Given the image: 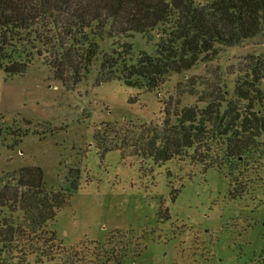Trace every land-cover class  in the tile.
I'll list each match as a JSON object with an SVG mask.
<instances>
[{"label": "trees", "instance_id": "obj_1", "mask_svg": "<svg viewBox=\"0 0 264 264\" xmlns=\"http://www.w3.org/2000/svg\"><path fill=\"white\" fill-rule=\"evenodd\" d=\"M133 34L157 35L152 52L135 54L127 40ZM262 34L264 0H0V70L22 75L41 58L55 80L73 89L98 62L96 85L116 81L153 91L166 75L211 59L216 46ZM232 73V90L224 86L201 98L203 107L169 106L150 123L101 122L95 148L101 156L116 150L122 158L136 157L141 168L188 158L222 173L230 199L259 190L264 195V180L256 175L264 142V53L248 54ZM29 131L14 130L15 143ZM72 186L77 188L75 180ZM71 195L48 189L39 165L14 171L0 187V264H29L30 255L37 262L63 258L68 249L52 225ZM250 200L256 207L264 203V197ZM94 256L93 264H109L124 254Z\"/></svg>", "mask_w": 264, "mask_h": 264}, {"label": "rangeland", "instance_id": "obj_2", "mask_svg": "<svg viewBox=\"0 0 264 264\" xmlns=\"http://www.w3.org/2000/svg\"><path fill=\"white\" fill-rule=\"evenodd\" d=\"M156 39L133 34L127 40L138 54L151 53ZM109 44L106 39L102 47ZM260 53L264 34L218 45L211 59L166 75L153 91L116 81L96 85L98 62L73 89L55 80L41 58L22 75L0 70V187L18 168L39 165L48 189L72 194L52 225L68 253L44 262L30 255L28 263L91 264L106 250L124 254L109 264H264V203L256 207L250 200L263 198V190L233 200L216 168L188 158L141 168L136 157L122 158L116 150L101 156L93 144L101 122L150 123L169 106L203 107L201 98L224 86L232 90V72L245 56ZM28 129L15 143L13 131ZM260 160L256 175L264 180V142Z\"/></svg>", "mask_w": 264, "mask_h": 264}]
</instances>
